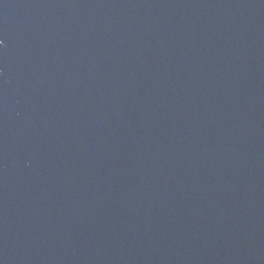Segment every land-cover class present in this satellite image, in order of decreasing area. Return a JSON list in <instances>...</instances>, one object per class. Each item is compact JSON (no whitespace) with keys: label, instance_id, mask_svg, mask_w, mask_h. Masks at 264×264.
Returning a JSON list of instances; mask_svg holds the SVG:
<instances>
[{"label":"water","instance_id":"water-1","mask_svg":"<svg viewBox=\"0 0 264 264\" xmlns=\"http://www.w3.org/2000/svg\"><path fill=\"white\" fill-rule=\"evenodd\" d=\"M67 264H264V0H46Z\"/></svg>","mask_w":264,"mask_h":264}]
</instances>
